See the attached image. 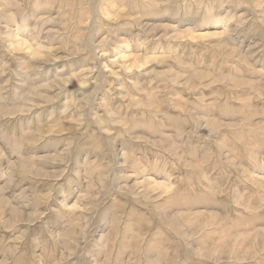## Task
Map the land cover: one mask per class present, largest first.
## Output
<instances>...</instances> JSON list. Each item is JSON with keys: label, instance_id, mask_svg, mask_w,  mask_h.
I'll list each match as a JSON object with an SVG mask.
<instances>
[{"label": "clouds", "instance_id": "obj_1", "mask_svg": "<svg viewBox=\"0 0 264 264\" xmlns=\"http://www.w3.org/2000/svg\"><path fill=\"white\" fill-rule=\"evenodd\" d=\"M0 264H264V0H0Z\"/></svg>", "mask_w": 264, "mask_h": 264}]
</instances>
